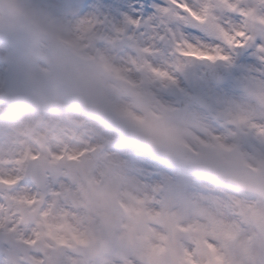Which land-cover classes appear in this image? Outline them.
Segmentation results:
<instances>
[{
  "label": "rangeland",
  "instance_id": "rangeland-1",
  "mask_svg": "<svg viewBox=\"0 0 264 264\" xmlns=\"http://www.w3.org/2000/svg\"><path fill=\"white\" fill-rule=\"evenodd\" d=\"M69 3L0 0V70L11 61L0 91V102L10 103L0 104V180L19 176L24 158L39 153L37 134L47 135L39 156L51 166L41 190L22 185L10 191L0 184V264H39L60 242L97 241L101 256L89 264H219L213 259L218 255L220 264H264V196L225 185V174L209 169L252 164L264 178V136L254 148L242 141L241 157L215 143L199 148L208 136L226 145L241 141L231 130L221 131L225 119L264 122V74L235 66L199 42L189 44L184 34L192 28L214 33L228 20V5L164 0L154 20L129 25ZM233 3L254 12L237 26L259 31L260 0ZM177 4H187L206 23H194ZM93 21L95 30L88 27ZM153 23L168 33V46H157ZM121 24L130 27L129 37L120 36ZM56 36L68 45H57ZM175 46L195 54L178 55ZM74 47L87 53L84 58ZM211 63L226 69V80L207 78ZM2 77L0 72V85ZM183 94L202 97L211 109L195 103L181 108ZM22 102L34 104L37 112L18 106ZM126 113L132 114L128 120ZM188 141L200 153L188 152ZM95 145L108 153L79 156ZM115 145L127 147L112 151ZM118 196L123 202L116 204ZM207 242L216 247L211 253ZM65 256L83 264L78 255Z\"/></svg>",
  "mask_w": 264,
  "mask_h": 264
},
{
  "label": "snow or ice",
  "instance_id": "snow-or-ice-1",
  "mask_svg": "<svg viewBox=\"0 0 264 264\" xmlns=\"http://www.w3.org/2000/svg\"><path fill=\"white\" fill-rule=\"evenodd\" d=\"M221 3L228 5V20L211 34H206L207 30L201 28L185 31L184 34L188 37L187 43L199 42L200 45L220 51L221 58L233 61L235 66L264 74V0H260L261 18L258 23L262 27L259 31L255 28L243 29L237 26L239 21L254 15L252 10L241 9L233 3V0H221ZM177 6L190 16L194 23L201 25L206 23V20L187 4H177ZM68 7L82 13L95 12L106 19L135 25L137 21L154 20L158 11L165 9V3L164 0H70ZM203 12L206 16L208 9L204 8ZM234 17H238L239 20L234 21ZM152 28L159 37L157 46H168V33L157 28L155 23L152 24Z\"/></svg>",
  "mask_w": 264,
  "mask_h": 264
}]
</instances>
